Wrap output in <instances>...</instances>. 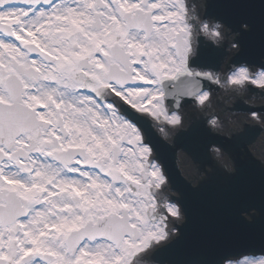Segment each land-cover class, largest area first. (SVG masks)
Here are the masks:
<instances>
[{"label": "snow or ice", "instance_id": "snow-or-ice-1", "mask_svg": "<svg viewBox=\"0 0 264 264\" xmlns=\"http://www.w3.org/2000/svg\"><path fill=\"white\" fill-rule=\"evenodd\" d=\"M195 11L190 0H0V264H142L171 239L183 211L141 129L182 126L180 100L205 105L200 81L220 82L193 65L196 36L224 29ZM226 83L264 87V66Z\"/></svg>", "mask_w": 264, "mask_h": 264}, {"label": "water", "instance_id": "water-1", "mask_svg": "<svg viewBox=\"0 0 264 264\" xmlns=\"http://www.w3.org/2000/svg\"><path fill=\"white\" fill-rule=\"evenodd\" d=\"M208 3L207 15L224 21L241 33L238 36L241 50L233 57L230 66L240 61L264 64V0H208ZM244 23L252 27L245 29ZM198 46L194 65H209L218 70L227 54L226 49L205 41L204 36H200ZM200 83L203 88H217V84L206 79ZM208 92L210 98L212 93ZM192 99L185 97L180 104ZM172 103L175 105L174 100ZM236 108L262 110L264 105L241 104ZM213 120L220 123L217 116ZM144 129L147 140L153 144L157 157L165 166L172 186L181 194L179 201L187 217L180 227V235L157 249L152 255L154 261L161 264H218L226 253L237 256L246 251L264 252V165L255 156H241L242 148L247 150L248 143H252L263 128L246 125L244 131L229 138L209 127L204 117H199L188 129L178 131L174 144L164 139L147 121ZM216 143L225 151L239 154L235 159L236 170L228 173L216 169L200 185L192 184L181 173L177 162L178 148H184L200 167L205 168L213 163L211 148ZM246 213L251 214V218Z\"/></svg>", "mask_w": 264, "mask_h": 264}, {"label": "bare ground", "instance_id": "bare-ground-1", "mask_svg": "<svg viewBox=\"0 0 264 264\" xmlns=\"http://www.w3.org/2000/svg\"><path fill=\"white\" fill-rule=\"evenodd\" d=\"M230 86H231V84L228 85V84L226 83L224 87H228V89H229Z\"/></svg>", "mask_w": 264, "mask_h": 264}]
</instances>
